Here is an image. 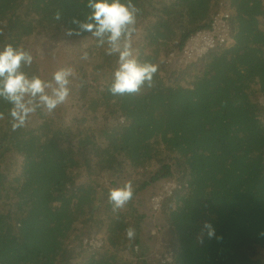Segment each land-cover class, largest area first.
I'll use <instances>...</instances> for the list:
<instances>
[{
	"label": "trees",
	"instance_id": "1",
	"mask_svg": "<svg viewBox=\"0 0 264 264\" xmlns=\"http://www.w3.org/2000/svg\"><path fill=\"white\" fill-rule=\"evenodd\" d=\"M158 1L130 0L139 9L136 23L140 24L135 25L136 29L140 25L139 62L157 64L163 72L159 67L171 50L208 28L220 3L231 11L233 44L212 53L209 67L198 71L188 87L165 88L164 78L165 84L179 80L171 74L153 90L142 86L139 93L113 96L108 92L113 75L102 78V105L113 111L118 124L107 134L108 146H91L92 158L96 157L93 172L109 167L102 178L115 175L121 166L112 165L111 158L121 156L132 167L160 163L138 191L152 182L176 178L177 187L162 204L174 231L172 264H264L260 258L252 259L256 247L264 248V109L251 99L250 86L257 83L264 91V0ZM57 13L59 20L54 18ZM90 13L88 0H0V49L11 44L28 51L20 41L33 35L90 37L86 52L93 61L91 69H104V63L117 61L118 54L107 55V43L98 46V38L73 23L74 19L91 22L87 19ZM69 29L80 34L67 35ZM101 55L104 63L98 65ZM22 71L38 75L34 61L30 67L22 66ZM86 87L80 89L83 96ZM92 105L94 110L96 102ZM10 107L0 98L4 117L0 120V166L10 165L16 156L22 159V169L11 183L6 180L7 172L0 171V200L4 198V205L14 203L16 208L11 212L8 207V215L0 212V264H123L116 252L133 248L125 230L137 226L142 217L131 216L132 224L119 212L104 218L102 214L112 208L106 202L109 193L91 184L74 189L73 172L79 170L80 161L66 159L63 146L67 140L45 139L52 132L37 133L36 123L12 131ZM42 111L37 110V119L45 116ZM92 129L85 136L82 131L72 136L79 138L74 150L81 156L84 146L94 139L89 133ZM163 153L168 157H162ZM87 163L85 159L84 165ZM101 191L102 208L97 203ZM79 220L97 233L102 224V235H106L105 247L86 260L71 257V245L88 233L76 228ZM113 220H117L114 225ZM205 222L212 225L215 237H208Z\"/></svg>",
	"mask_w": 264,
	"mask_h": 264
},
{
	"label": "rangeland",
	"instance_id": "2",
	"mask_svg": "<svg viewBox=\"0 0 264 264\" xmlns=\"http://www.w3.org/2000/svg\"><path fill=\"white\" fill-rule=\"evenodd\" d=\"M157 3L162 4V0ZM136 24H140V22ZM137 26H139V28L136 29L132 38V46L135 56L137 53L136 47L140 44V41L137 40V34L140 32V25ZM90 40V37L72 39L70 37L51 38L49 35H33L20 41L22 45L27 48L28 52L32 54L33 61L37 66V73L42 79L51 80L52 74L63 67H71L75 71V76L70 77L71 83L69 87L71 92L68 101L63 105L58 106L52 116L45 115L44 111H42V114L45 116L40 120L37 119V113L34 114L30 117L27 125L29 126L31 123H36L35 125L38 127L37 133L39 134L51 131V136L48 133L49 136H45V139L62 137V140H67V144L63 146L67 151L66 159L69 158L80 161L79 170L73 172L74 189L80 185L91 184L96 185L98 191H100V186V188L103 187L105 189L106 193H109L112 189L122 186L126 181H132L134 188L133 199L124 209L119 210L118 212L124 215V220H131L130 224L133 223L131 216H137L138 218L141 216L142 218L140 219L141 222H137V226H132L136 230V236L133 240V248L131 250L120 249L121 251L116 252V255L120 258L123 264H172V262L168 263V261L170 258H172L173 261L174 258V231L172 227L169 226V222L171 221L169 216L164 214L162 204L164 202L163 199L170 197L172 191L177 187V184L174 181L176 178L173 176L169 179L165 178L158 182H152L146 186L145 189L138 191L137 188L144 180H150L153 172L160 166V163L153 161L147 166L132 167L125 159H121V156L111 158L113 162L112 165L121 166L120 170L115 175L110 174L107 179H104V177L102 178L101 175L103 174L104 176L105 171L109 167H106L104 171L93 172L96 157L94 156V158H92L91 153L93 149L91 146H108V143H105L107 134H112L118 124L116 122V115L112 113L113 111L102 105L104 104L102 100V91L103 85L105 84L103 83L104 80L102 78H108L109 73L113 75V72L118 67V59L117 61L112 60L111 62L104 63L101 55L97 60V64L104 63L106 67H104V69L101 68L99 71L92 70L91 65L93 61L89 59H81L82 54L88 51L90 47ZM230 47L231 45L219 47L191 65L185 66L183 63L181 69H177L176 67L178 66H174L175 64L179 65L181 63L180 57L175 56L172 60L173 63L170 65L166 63V59V61L159 67L163 72L158 70L153 78L152 86L147 87V85H145V87L148 90L149 88L153 90L157 84H160V81L164 76H170L171 74H174V78L176 79L179 77V80L175 84L170 80H167L165 84L164 78L163 83L165 88L171 85L180 84L184 85V87H188L193 76L196 75L198 71H202L204 67H209V60L212 53L221 52ZM100 53H102V49L100 50ZM97 54L98 52L96 55ZM207 70L209 69L207 68ZM84 86L87 87L85 91L86 93L83 96L80 89ZM250 86L252 91L251 99L259 109H264V91L260 90L257 83L251 84ZM93 102H96L97 105L94 110L90 107L94 106L92 105ZM120 122H122V120H120ZM92 127L93 129L89 133L94 136V139L90 142V146H84L83 154L81 156L80 153H76L74 150L78 147L79 138H73L72 136L76 134V131L86 132L83 135L85 136L88 133L89 128ZM32 130L34 129H31V131ZM55 132L56 136H52ZM60 132H65L67 134L62 136L63 133ZM73 151H75L76 156L71 154ZM162 157H168V154L163 153ZM85 159L88 162L86 165H84ZM169 159L170 161L173 160L170 157ZM21 160L22 159H19L16 156H12V163H10V165L2 163L0 166L1 172H7V182L11 183L12 176L21 171ZM108 164L109 161L104 163L105 166ZM71 187V184H69L68 188ZM153 198H158L160 200L158 207H156V202L152 200ZM106 202H108V199ZM4 203L5 199L2 198L0 200V212L3 216L8 215V207L11 212L15 211L16 208L14 203H11L10 206L4 205ZM97 203L100 204H98L100 208L104 206V203H102V191ZM98 212L101 213V211ZM118 212H113L112 208H110L107 213H103L102 215H104V218H112ZM80 222L81 221L79 220L78 223H76V228L80 229V232L82 231L83 234L86 232L88 233L81 237V241L78 243L74 242L71 245V257L72 255L79 257L82 256V258L86 260L95 250L102 248V240L105 241L106 235H102V232L104 231H102V224L101 229H99L97 233L92 231L93 228L91 226L87 225V228L89 229L88 231V229ZM111 223L114 225L117 223V220H113ZM105 226L106 224H103V227ZM93 239H96L97 241H94ZM80 245L82 247L81 249L79 247ZM103 246L105 247L104 244ZM256 249L257 255L252 259L256 260L260 258L264 262V248L256 247ZM82 251H84V253Z\"/></svg>",
	"mask_w": 264,
	"mask_h": 264
},
{
	"label": "clouds",
	"instance_id": "3",
	"mask_svg": "<svg viewBox=\"0 0 264 264\" xmlns=\"http://www.w3.org/2000/svg\"><path fill=\"white\" fill-rule=\"evenodd\" d=\"M88 7L91 9V13L87 19L91 22L81 23L74 19L73 23L78 24L79 30L89 31L98 38V46L107 43V55L118 54V67L113 72L108 92L113 96H123L139 93L142 86L145 85L151 87L153 78L158 71V65L139 62L134 55L132 46L139 9L132 5L130 0L127 4L122 3L121 0H88ZM229 12L231 15V11ZM54 18L59 20V13ZM79 30L69 29L66 34L79 35ZM0 35H3L2 29H0ZM190 36L182 47L172 49L173 51L166 58L167 61L165 59L167 64L173 63L168 62L169 55L180 52ZM81 59H88V53H83ZM32 63V54L23 47L14 48L11 44H6L0 49V98L11 105L9 116L12 131L26 127L30 117L36 114L38 109H42L45 115H54L58 106L65 104L70 97V77L75 76L73 68H60L52 74L51 80H45L38 75L29 76L22 71V66L30 67ZM182 64L174 66L181 69ZM184 64L185 66L191 65ZM3 118V114L0 113V120ZM133 196V183L128 180L122 186L109 192L108 202L112 205L113 212H118L129 204ZM204 228L207 229L209 238L216 236L210 223L205 222ZM135 236V228L128 227L125 230V237L130 243L135 239ZM216 238L222 239V237ZM103 244L102 240V247Z\"/></svg>",
	"mask_w": 264,
	"mask_h": 264
},
{
	"label": "built area",
	"instance_id": "4",
	"mask_svg": "<svg viewBox=\"0 0 264 264\" xmlns=\"http://www.w3.org/2000/svg\"><path fill=\"white\" fill-rule=\"evenodd\" d=\"M222 6L225 5L220 3V10L211 18L209 27L192 34L180 52L169 55L168 62H172L175 56H178L181 63L192 64L204 57L211 50L231 45V15L229 10ZM152 200L156 202V207H158L160 200L158 198H153ZM171 262L172 258H170L168 263Z\"/></svg>",
	"mask_w": 264,
	"mask_h": 264
}]
</instances>
